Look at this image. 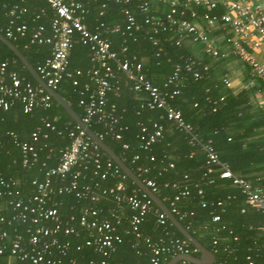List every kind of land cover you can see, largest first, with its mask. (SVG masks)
<instances>
[{
	"label": "built area",
	"instance_id": "1",
	"mask_svg": "<svg viewBox=\"0 0 264 264\" xmlns=\"http://www.w3.org/2000/svg\"><path fill=\"white\" fill-rule=\"evenodd\" d=\"M21 1L23 3L25 0ZM41 1H44L52 11L49 27L39 24L30 30L28 24L20 23L28 11L27 8L24 5L15 4L8 9L7 23L3 24L0 21V33L9 40L25 38L29 35L28 43L25 45L26 49L32 45L51 47L50 56L39 64L36 70L47 85L54 90L66 79L70 80L73 86L78 87L82 77H89L91 81L82 85L78 100L84 112L82 121L86 125L91 128L93 123L105 122L106 134L113 139H121V133L116 130L121 116L117 114L116 105H109L107 108V97L110 93L120 92V80L117 74H122L130 90L142 98V108L163 111L162 117L174 122L181 131L187 133L191 143H196L206 153L208 173L211 174L218 167L220 178L230 180L232 185L244 195L246 203L264 215V189L254 186L244 177L236 176L229 165L220 160L212 140L205 142L200 140L192 125L187 123L181 112L171 104L179 90L176 87L170 91L167 89L169 86L177 85L183 70L190 72L195 68L194 66L199 65L201 70L194 71V77L201 78L209 71L212 62L229 56L249 66L252 75L264 81V0H158L169 7V11L162 18L152 13L151 4L156 0L146 1L138 6L142 12L140 19L129 9H125V33L132 36L134 31L149 27V38L156 47L157 56L163 53L157 37L172 29L180 34L176 42L177 46L185 40L191 44L203 46L204 54L209 62L196 63L189 60L184 64L176 63L163 89L147 77L143 63L136 55L129 54L127 45L124 44L120 52L112 49V42L108 35L124 34L120 25L110 26L104 21H99L94 25L93 30L88 28L85 23L88 14L87 5L96 0ZM100 1H102L100 17L105 15L109 3L120 5L129 3V0ZM199 8L204 9L202 21L198 20ZM218 10L221 11L216 12ZM210 11H215V13H210ZM46 14L45 9H42L39 15L46 16ZM77 43L89 48V55L94 64L86 72L81 69H70L69 56ZM222 44L226 45L225 49L222 48ZM223 81L228 88L232 87V82L227 77H224ZM52 99L53 97L38 84L34 85L19 75L17 71L10 70L8 61H0V111H8L16 103H20L27 112L37 107L46 110L51 108ZM42 122L45 130H37L31 135L34 143L48 139L49 132L57 131L55 125L46 118L42 119ZM140 126L139 147L144 150L163 137V126L157 122L153 123L151 130L144 125L140 124ZM10 135L16 139L13 133ZM97 135L104 140L102 135ZM66 137L69 143L58 150L57 163L47 169L45 180L34 179L32 181L35 194L29 198L27 203L22 199L21 192L16 190L17 182L0 174V196L9 198L8 204L13 207L14 211L8 218L0 216V240L9 242L11 257L29 264L62 263L61 258L66 257L71 245L68 240L60 242V237L72 235L77 237L79 232L72 225L64 226L57 208L48 206L50 196L56 192L58 194L75 193L78 199L86 197L90 201L77 219L71 218L72 221L76 220L81 227L85 228L90 235L84 246L92 247L94 252L104 257L99 262L90 260L88 264H109L106 258L115 252L116 245L122 242L117 229L122 223L126 208L132 212L129 219L131 232L137 241L144 239L150 249L151 255L146 264H166L167 262H164L168 256H171V259L178 255L198 256L199 250L187 239L175 238L165 242L161 238L154 240L149 236H144L141 226L147 215L154 212L153 204L155 203L140 189L128 191L127 175L113 163L111 158L103 161L100 147L80 125L75 123L72 128L67 129ZM16 145L21 150L22 163L25 167L39 161L38 149L35 145L19 141ZM123 148L128 149V144H124ZM138 159V155L133 157L134 162ZM150 160L153 161L154 157ZM170 167H173L172 164ZM137 170L143 174L149 173L148 168L138 166ZM88 173L101 182L112 179L114 183L101 189L99 194L92 191L91 185L81 190L79 180L84 179ZM51 178L58 179L57 187ZM142 181L156 194L158 188L153 179L146 178ZM177 186L174 184L173 188ZM94 187H99L98 182ZM198 194L202 197L203 191L199 189ZM102 196H110L116 204L115 208L110 211L109 217H100L102 210L96 206ZM189 196L190 191L187 188L183 189L174 196L171 207H168L178 220L193 215V212H183L177 206L182 198ZM206 206L207 203L203 201L202 207ZM218 206L223 207V204L218 202ZM221 211H224V208H221ZM155 212L157 223L165 227L169 220L166 214L161 210H155ZM220 219V215L215 214L211 221L218 223ZM49 221L52 222L50 226L46 223ZM14 222H30L33 225L31 229H28L27 245H24L21 235L10 237L9 233L3 230L5 225L10 226ZM138 244L139 242L135 246L138 247ZM53 249L60 253L58 258L53 257ZM77 249L80 250L81 246ZM3 252L4 248H0V254ZM175 264L194 263L179 260ZM246 264H254V262L248 257Z\"/></svg>",
	"mask_w": 264,
	"mask_h": 264
},
{
	"label": "trees",
	"instance_id": "2",
	"mask_svg": "<svg viewBox=\"0 0 264 264\" xmlns=\"http://www.w3.org/2000/svg\"><path fill=\"white\" fill-rule=\"evenodd\" d=\"M27 1L30 0H25L23 3L21 0H0L1 23L5 24L9 19L8 9L15 4H21L28 11L20 23L28 24L30 30L39 24L49 27L51 12L46 16H40L44 4L39 0H37L39 3L36 2L33 5ZM146 1L150 2L151 0H129L126 5L109 3L105 15L100 17L102 1L96 0L87 5L88 14L85 23L91 30L99 21H104L110 26L120 25L124 34L108 35L112 42V49L120 52L122 46L127 45L129 54L136 55L138 60L143 63L144 73L147 77L163 89V85L171 75L176 63L184 64L189 60L205 63L209 62V59L205 56L202 45L193 44L191 46L189 41L185 40L180 46H177L176 42L179 40L180 34L175 29L157 37L163 48V53H160L159 56L156 55V47L153 46L149 38V27H145L141 31H134L132 36L125 33L126 15L124 10L129 9L140 19L142 12L138 6ZM151 10L156 16L162 18L169 11V7L162 1L156 0L152 2ZM203 12V8L198 9L199 21H202ZM210 13H215V11H210ZM28 38L29 35L11 41L37 69L39 64L50 56L51 47L49 45H32L26 49ZM194 46L201 49L202 55L193 50ZM222 48L225 49L226 45L222 44ZM89 53L87 46L77 43L69 56L70 69H81L86 72L92 68L94 64ZM225 59L212 62L209 71L204 73L201 78L194 77V71L201 70L199 65L194 66L195 68L190 72L183 70L177 85L169 86L167 89L170 91L176 87L179 90L171 104L181 112L183 119L192 125L200 140L202 142L212 140L220 160L227 163L236 176L244 177L252 183L253 176L250 173L259 171L254 164H262L264 169V149H262L264 144L259 142L244 145L243 140H240L241 138L235 133V130L244 128L242 124L246 119H242L240 124V119L234 116L243 112V105L248 101L252 90L234 95L232 90L225 85L224 71L215 70V67L221 65V61ZM0 61H8L10 70L17 71L19 75L37 85L21 61L1 41ZM117 75L120 80V92L108 95L107 108L109 105H116L117 114L121 116L120 123L116 126V130L121 133V139L116 140L106 134L105 122L93 123L91 129L103 136L104 141L120 155L141 180L150 178L156 182L158 188L156 195L163 200L167 207H171V201L180 191L185 188L190 191V196L182 198L177 206L183 212H193V215L179 220L198 241L216 255L217 263L246 264L250 257L254 264H264V215L246 203L244 195L232 185L230 180L220 178L218 167L209 174L206 153L202 148L196 143H191L187 133L181 131L174 122L162 117L163 111L142 108V98L130 90L122 74ZM90 81L89 77H82L80 86L75 87L70 80L66 79L55 90L81 117L84 116V112L78 104L79 94L82 85L90 83ZM45 118L55 125L57 131L49 132L48 139L34 143L31 135L37 130H45L42 122V119ZM155 122L163 126V137L144 150L139 147L140 124L151 130ZM233 124L235 129L234 134H231ZM74 125L73 119L54 99H52L51 108L46 110L37 107L31 112H27L20 103H16L8 111H0V174L17 182L16 190L21 192V197L26 203L35 194L32 181L34 179L45 180L47 169L57 163L58 150L69 143V139L66 137L67 129ZM11 133L16 136V139L11 137ZM17 141L36 146L39 154V161L36 164L28 167L23 165L22 153L16 145ZM124 144H128L129 148L124 149ZM100 153L103 161L110 159L102 150ZM135 155H138L139 159L134 162ZM151 157H154L153 161L150 160ZM171 164L173 167H170ZM138 166L148 168L149 173L139 172ZM51 179L57 187L58 179ZM96 182L100 188L94 187ZM113 183L112 179L101 182L88 173L84 179L79 180V187L81 190H85L86 186L91 185L92 191L99 194L101 189ZM174 184L178 185L177 188H173ZM126 185L129 192L138 189L129 178L126 180ZM199 189L203 191L202 197L198 194ZM203 201L207 203L206 207H202ZM218 202H221L223 207H219ZM8 203V197L0 196V216L8 218L14 213L13 207ZM89 204L88 198L78 199L75 193L58 194L56 192L50 196L48 206L57 208L63 225H72L79 232L77 237L74 235L60 237V242L68 240L71 245L66 257L61 258V264H88L90 260L99 262L104 258L94 252L92 247L84 246L90 235L76 220H71L72 217L77 219L83 208ZM96 206L102 210L100 217H109L110 211L115 208L116 204L110 196H102ZM153 206L154 212L147 215L141 226L143 235L154 240L161 238L165 242L175 238L185 239L169 220L165 227L157 223L155 210L160 209L156 204ZM221 208H224V211H221ZM215 214L220 215L221 219L218 223L211 221ZM131 215L132 212L126 208L122 223L117 229L122 237V242L117 244L115 252L106 258L109 264H146L149 260L151 253L144 239L137 241L131 232L129 224ZM46 223L48 226L52 225L50 221ZM32 226L30 222H14L10 226L5 225L3 230L7 231L10 237L21 235L24 245H27L28 229H31ZM214 241L217 243L214 244ZM138 242V247H136ZM8 243L5 240H0V248H4V252L0 254V264H29L11 257ZM78 246H81L80 250L77 249ZM197 255L200 256V254ZM59 256L60 253L53 249V257L58 258ZM170 260L171 256H168L164 263Z\"/></svg>",
	"mask_w": 264,
	"mask_h": 264
},
{
	"label": "water",
	"instance_id": "3",
	"mask_svg": "<svg viewBox=\"0 0 264 264\" xmlns=\"http://www.w3.org/2000/svg\"><path fill=\"white\" fill-rule=\"evenodd\" d=\"M0 41L7 46L14 55L21 61L29 74L33 77L35 82L42 87L53 99L67 112L73 121L80 125L89 135V137L100 147V149L111 158L116 165L127 175L133 184L137 186L142 192L148 195L149 198L157 205V207L166 214L169 221L177 229V231L187 239L194 247L199 250L200 256L192 255H178L171 259L166 264H175L179 260H186L194 264H213L217 262L216 255L198 241L171 213L165 203L136 175L133 170L125 163V161L118 155L104 140H102L88 125L82 121V117L74 110V108L54 89L50 88L47 83L38 74L35 67L29 62L21 50L3 34L0 33Z\"/></svg>",
	"mask_w": 264,
	"mask_h": 264
},
{
	"label": "crops",
	"instance_id": "4",
	"mask_svg": "<svg viewBox=\"0 0 264 264\" xmlns=\"http://www.w3.org/2000/svg\"><path fill=\"white\" fill-rule=\"evenodd\" d=\"M39 1L44 4L43 9H45L47 14L50 12L52 14L47 4L44 1ZM27 2L33 5L38 1L30 0ZM188 43L193 46L190 42ZM193 50L202 55L201 49H197V46H194ZM215 70L224 71L223 77H227L232 82V87H230V89L234 95H238L246 90H252V93H250L248 97V101L243 105V112H239V114L234 116L240 119V124L242 119H246L245 123L243 122L242 124L244 128L235 130V133L241 138L240 140H243L242 143L244 145L259 142L264 144V81L252 75L249 66L232 56L227 57L224 61L222 60L221 65H217ZM234 129L233 124L230 132L231 134H234ZM262 149H264V146ZM254 165L259 171L250 173V175L253 176L252 183L264 189V169L262 164Z\"/></svg>",
	"mask_w": 264,
	"mask_h": 264
}]
</instances>
